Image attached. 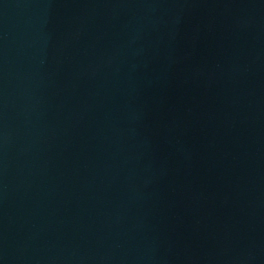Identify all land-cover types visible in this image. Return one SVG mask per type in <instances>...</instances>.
Listing matches in <instances>:
<instances>
[{"label": "water", "instance_id": "95a60500", "mask_svg": "<svg viewBox=\"0 0 264 264\" xmlns=\"http://www.w3.org/2000/svg\"><path fill=\"white\" fill-rule=\"evenodd\" d=\"M0 264H264V0H0Z\"/></svg>", "mask_w": 264, "mask_h": 264}]
</instances>
